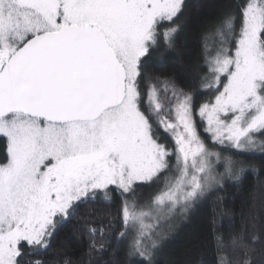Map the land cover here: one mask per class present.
Masks as SVG:
<instances>
[{
	"label": "snow or ice",
	"instance_id": "6c2138e0",
	"mask_svg": "<svg viewBox=\"0 0 264 264\" xmlns=\"http://www.w3.org/2000/svg\"><path fill=\"white\" fill-rule=\"evenodd\" d=\"M185 8V0H0V264H48L32 258L78 215L89 254L106 250L99 232L117 249L126 241L114 264H157L162 221L255 167L222 153H264V0H228L202 37L206 70L180 65L146 78L145 61L176 48ZM197 82L209 94L199 105ZM143 187L154 190L141 203ZM222 199L202 248L214 264H264L255 230L216 226L227 215ZM112 204L107 215L122 225L109 223L112 235L78 213ZM54 264L83 262L56 249Z\"/></svg>",
	"mask_w": 264,
	"mask_h": 264
},
{
	"label": "trees",
	"instance_id": "16d2710c",
	"mask_svg": "<svg viewBox=\"0 0 264 264\" xmlns=\"http://www.w3.org/2000/svg\"><path fill=\"white\" fill-rule=\"evenodd\" d=\"M228 0H185L186 8L182 21L185 24L184 29L176 37V48L163 53L154 52L152 56L144 63L145 77H167L173 74V70L180 65H184L190 72L197 67L206 66L203 62L204 41L202 39L205 32L211 30L216 19L220 15L224 5ZM214 40L210 37L208 44L211 47ZM200 76L204 72L199 73ZM186 79V77H185ZM149 82L145 79L141 87L147 89ZM160 89V98H165L162 91L163 84L156 83ZM196 103L208 98L205 89L195 85ZM201 131L203 129L201 128ZM223 146L217 145L215 151H221ZM223 156L233 155L236 160H243L254 165V168H246L237 179H224L223 188L216 191L210 199L197 204L188 214L182 217L181 221L176 222L175 227L166 234L161 241L162 250L157 255V264H214L215 254L213 250H205L201 242L208 235L211 227V217L213 215L212 204L216 197H222L221 208L227 213L225 217H217V227L227 232L230 229H247L249 232L255 230L258 235L264 238V208L259 205L264 199V153L258 149L254 152H244L234 155L233 151H224ZM163 177H161V187ZM153 188H138V198L140 202L147 199V193L152 192ZM145 195H139V194ZM256 205L254 208L253 206ZM117 204L112 205H87L81 206L78 213H92L89 220L91 225L98 228L103 226L105 235H112V230L119 232L122 225L114 216H108L109 208L115 212ZM219 211V210H218ZM83 220L74 217L72 220L63 224L57 231L53 241L52 248L47 254H41L32 259H44L48 264H54L56 249H60V254H67L74 261L83 264H114L115 261L123 259L126 241L117 249L116 241H101L100 234L97 232V242L105 244V251L88 252L89 236L86 232H80L76 229L77 224H82ZM113 225L112 230L107 229V225ZM257 247H260L258 244ZM26 259H29L26 257Z\"/></svg>",
	"mask_w": 264,
	"mask_h": 264
},
{
	"label": "rangeland",
	"instance_id": "374dc122",
	"mask_svg": "<svg viewBox=\"0 0 264 264\" xmlns=\"http://www.w3.org/2000/svg\"><path fill=\"white\" fill-rule=\"evenodd\" d=\"M169 96H170V94H169ZM161 100L164 101L165 104L167 105L166 98H161ZM216 171L217 172H223L224 171V166H223V162L222 161L217 162ZM224 179H233V178H227V177H225ZM143 202L144 201H142L141 203H143ZM184 216H181V215L177 214V215H174V216L169 217L165 221H162V226H161V229L159 230L160 233H161V235L159 237L160 242L163 240V238L166 236V234H168L172 230V227L173 226L175 227V225H176L175 223L176 222L179 223L182 220L181 218L184 217Z\"/></svg>",
	"mask_w": 264,
	"mask_h": 264
}]
</instances>
